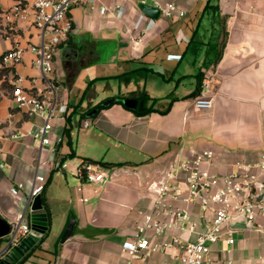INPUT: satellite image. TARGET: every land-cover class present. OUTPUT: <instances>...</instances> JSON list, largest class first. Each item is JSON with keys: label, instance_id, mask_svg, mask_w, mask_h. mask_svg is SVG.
<instances>
[{"label": "crops", "instance_id": "1", "mask_svg": "<svg viewBox=\"0 0 264 264\" xmlns=\"http://www.w3.org/2000/svg\"><path fill=\"white\" fill-rule=\"evenodd\" d=\"M18 1L32 2L0 0L1 10ZM141 1L120 0V19L101 17L98 10L72 9L73 31L55 51L47 78L33 65L29 49L40 43L39 30L19 22L7 34L0 15V57L14 47L25 50L23 62L0 79V214L11 224L18 221L37 175L47 179L42 206L45 200L51 214L47 225L46 212H39L38 229L49 233L18 264H125L122 244L135 237L139 212L153 204L150 185L181 157L213 151L217 173L229 172L238 161L264 158V0L216 1L228 32L216 66L211 63L221 29H212L213 20L205 15L209 0H158L177 3L186 16L154 19L138 43L131 38L151 20ZM179 55L180 60L169 57ZM199 74L215 80L209 111L194 107ZM20 77L31 93L56 96L45 148L33 137L45 121L29 117L11 100L12 81ZM133 94L149 99L140 101ZM111 100L135 105L131 110L154 108L160 113L138 116L115 104L91 115ZM86 161L105 164L100 165L103 182L79 176ZM18 183L24 190L13 196L11 188ZM27 215L32 222V207ZM72 220V236L61 243ZM236 236L234 246H214L216 264L228 258L235 264H264V239L250 230ZM5 245L0 241V252ZM0 264L14 263L0 256ZM148 264L173 262L168 255H156Z\"/></svg>", "mask_w": 264, "mask_h": 264}, {"label": "built area", "instance_id": "2", "mask_svg": "<svg viewBox=\"0 0 264 264\" xmlns=\"http://www.w3.org/2000/svg\"><path fill=\"white\" fill-rule=\"evenodd\" d=\"M32 0L18 1L8 9L1 10L2 26L7 34L17 30L19 22L29 23L40 32L41 41L30 46L34 54L33 65L42 75L53 72L54 55L57 48L69 41L73 31L70 12L74 8L98 10L101 17L122 18L120 0ZM153 6L160 16L167 19L184 18L186 12L175 2L163 3L155 0L149 4L141 1V7ZM147 26L132 42L142 43L150 26ZM25 50L14 47L0 57V69H9L23 62ZM170 58L181 59L179 56ZM23 78L12 81V102L29 117H38L45 124L34 131L33 137L41 147L50 144L52 126L50 119L55 114L56 96L50 93L38 96L23 88ZM215 80L206 75L201 81L199 94L194 99L198 111H209L214 105ZM16 138V136H15ZM213 151L204 150L181 157L170 169L163 172L160 180L153 182L149 191L154 196L151 208L139 212L136 234L132 240L122 244L125 264H148L156 255H168L173 264H216L212 257L214 246L225 243L234 246L240 230L231 228L234 221H246L249 230L264 239V158L257 162H236L229 172L217 173L212 165ZM64 167V166H63ZM79 176L87 182L100 183L105 175L97 165L84 163ZM47 179L37 175L30 191L27 207L12 223L8 242L17 245L23 238L43 234L29 220L27 212L36 197L45 192ZM24 184L11 188L18 196ZM219 264H235L226 259ZM239 264H254L243 261Z\"/></svg>", "mask_w": 264, "mask_h": 264}, {"label": "water", "instance_id": "3", "mask_svg": "<svg viewBox=\"0 0 264 264\" xmlns=\"http://www.w3.org/2000/svg\"><path fill=\"white\" fill-rule=\"evenodd\" d=\"M142 12L152 18V19H159L160 18V11L150 5H146L142 7ZM113 100L109 102H105V104L111 103ZM129 108H135V105H130L129 102H124ZM137 103V102H136ZM94 113H91L93 115ZM45 213L43 206H42V195L36 197L32 204V224L37 229L38 233H42L45 229L41 232L38 229V222L41 214L39 212ZM75 226V220H72L69 225L67 226L62 238L61 243H65L71 236ZM11 223L3 218L0 214V239L5 240L6 245L0 252V256H3L6 260L11 263L18 264L21 262L34 248L35 246L41 241V239L35 235H29L28 237L23 238L17 245H12L8 242V236L11 232ZM231 228L235 230H249L250 226L246 221H234L231 224Z\"/></svg>", "mask_w": 264, "mask_h": 264}, {"label": "trees", "instance_id": "4", "mask_svg": "<svg viewBox=\"0 0 264 264\" xmlns=\"http://www.w3.org/2000/svg\"><path fill=\"white\" fill-rule=\"evenodd\" d=\"M217 0H209V2L207 3V7L205 9V15L211 19V21L213 20V24L211 25L212 29H221L220 31V36H221V40L217 43V53L214 57V60L212 61L211 65L216 66L218 65V63L220 62V60L222 59L223 56V52L224 49L226 47V43H227V38H228V32L226 29V19L225 18H221L220 14H219V8H218V4H216ZM1 13V10H0ZM193 44V43H192ZM12 68L9 69H0V79L5 75L8 74L9 71H11ZM203 75L199 74L198 78L200 80V84L197 86V89L195 91V93L193 94V96H197L200 92V87H201V81L203 79ZM133 97H135L137 100L143 101L146 99H149L148 96H146L145 94H140V95H136L133 94ZM115 104H120L122 105L124 108H126L129 111H133L136 115L138 116H145L151 113H160L159 111L155 110L154 108H149L147 110L144 111H139V110H131L126 104H124L123 100H113L111 103L109 104H105V102L99 104L97 107H95L91 113L93 114V117H95L98 113H100L102 110H105ZM167 112V111H166ZM166 112H162V113H166ZM67 124L70 125V119L67 118ZM70 129L67 128L65 129V134L69 135ZM71 156H74V152L72 153ZM84 163H88V164H94V165H105L102 162L100 163H96V162H84ZM83 163V164H84ZM82 164V165H83ZM47 186V184H46ZM46 190V189H45ZM44 194V193H43ZM42 194V195H43ZM43 207L45 209V214H46V218H47V225H50L51 222V214L49 212V209L46 206V202L45 200H43ZM48 231L44 234L43 238L44 239L47 235H48ZM0 241H3V239H0ZM40 247V246H39Z\"/></svg>", "mask_w": 264, "mask_h": 264}, {"label": "rangeland", "instance_id": "5", "mask_svg": "<svg viewBox=\"0 0 264 264\" xmlns=\"http://www.w3.org/2000/svg\"><path fill=\"white\" fill-rule=\"evenodd\" d=\"M210 25H212V24H210ZM211 31V30H210ZM210 34H211V32H210ZM7 82H5V83H3V84H6ZM12 88H13V86H12ZM11 93H12V91H11ZM11 100H12V97H11ZM98 166V169H101V166L100 165H97ZM103 170V169H102Z\"/></svg>", "mask_w": 264, "mask_h": 264}]
</instances>
